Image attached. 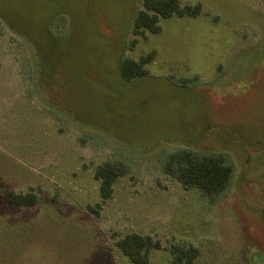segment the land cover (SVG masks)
<instances>
[{"label": "rangeland", "instance_id": "obj_1", "mask_svg": "<svg viewBox=\"0 0 264 264\" xmlns=\"http://www.w3.org/2000/svg\"><path fill=\"white\" fill-rule=\"evenodd\" d=\"M179 1L200 13L135 34L142 0H0V264H132L116 246L130 233L150 264L174 247L264 264V0ZM184 151L231 178L213 196L183 186L164 164ZM103 163L118 176L97 207Z\"/></svg>", "mask_w": 264, "mask_h": 264}, {"label": "trees", "instance_id": "obj_2", "mask_svg": "<svg viewBox=\"0 0 264 264\" xmlns=\"http://www.w3.org/2000/svg\"><path fill=\"white\" fill-rule=\"evenodd\" d=\"M140 9L133 21V32L158 33L161 30L160 18L172 16H197L200 13L198 5H181L179 0H142ZM154 53L141 56L138 60L123 59L120 63V74L124 80L147 74L144 65L148 63ZM165 171L174 176L183 186L195 187L202 194L213 196L217 194L229 181L232 169L221 157L206 156L197 158L189 152L171 154L165 161ZM93 176L99 181L100 204L111 198L113 184L118 176L117 169L110 163L96 166ZM11 204H23L36 201L31 193L16 194L12 191L6 194ZM116 246L132 264H150L148 253L150 244L147 238L136 233L126 234L116 241ZM173 256L169 264H193L197 256L195 248L184 249L174 247Z\"/></svg>", "mask_w": 264, "mask_h": 264}]
</instances>
